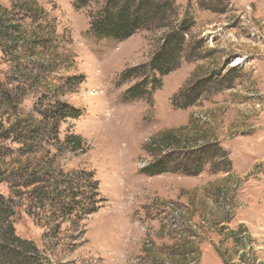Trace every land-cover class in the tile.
Masks as SVG:
<instances>
[{
    "label": "rangeland",
    "instance_id": "rangeland-1",
    "mask_svg": "<svg viewBox=\"0 0 264 264\" xmlns=\"http://www.w3.org/2000/svg\"><path fill=\"white\" fill-rule=\"evenodd\" d=\"M106 3L0 0L5 25L18 26L11 39L0 37V194L12 200L16 236L42 264H264V0H173L168 23L188 16L192 25L182 58L158 90L130 100L126 90L169 27L152 23L123 41L99 37L89 26ZM206 77L210 87L191 106L172 103ZM63 107L78 116L60 121L56 142L52 118ZM19 119L26 131L6 138ZM35 127L39 134L27 132ZM69 134L82 138L83 152L58 149ZM213 144L220 154L189 160ZM156 159H166L167 172L141 174ZM38 163L52 178L85 173L87 195L97 182L101 207L55 222L49 206L33 211L10 175Z\"/></svg>",
    "mask_w": 264,
    "mask_h": 264
},
{
    "label": "trees",
    "instance_id": "trees-1",
    "mask_svg": "<svg viewBox=\"0 0 264 264\" xmlns=\"http://www.w3.org/2000/svg\"><path fill=\"white\" fill-rule=\"evenodd\" d=\"M174 9L173 0H107L106 6L96 16L92 17L89 26L92 34L118 41L126 40L134 31L147 28L152 23L161 24L164 28L169 27L168 31L163 35L161 44L148 66L146 65L141 68L143 69L141 81L126 90V99L130 100L149 96L150 93L161 87V78L167 76L179 64L182 58L185 37L192 25L188 16L181 21H171L172 23H168L166 17L171 14L174 16ZM7 12L6 9H1L0 37L4 40L11 39V34L15 33V30L18 29L16 24L11 25L8 23L5 25L6 20L3 15L7 14ZM141 69H130L124 72L122 79L128 80L133 73ZM210 84V77L197 79L191 87L182 88L173 97L172 103L178 97L184 100V103L179 105L178 108L184 109L189 107L203 93L204 89L210 87ZM3 99L9 102L8 94L5 91L1 93V100ZM76 116L78 114L68 107H63L56 111L55 117L52 118L55 123L51 124L52 127L50 129L54 141L59 142L57 132L60 121L66 118H75ZM21 127H24L22 130L26 131L25 128L27 126L23 125V122L19 119L8 130L10 133L7 132L6 138H9L11 134H14ZM38 128L35 127V129L28 130L27 132L33 135L39 134ZM23 139L26 140L25 137ZM82 144V138L79 135L69 134L64 138L63 147H59L58 149L67 148V151L72 153L77 151L83 152ZM26 149V154L35 153L34 147H26ZM217 150L219 151L216 144L202 147L198 150L199 155L195 158L190 157L189 160L194 165H199L203 160V154L208 155L212 151L217 154ZM218 154H220V151ZM166 162V159H156L153 163L142 168L140 172L147 176L165 173L167 172ZM37 165L33 169H30V165H26L23 167L25 169L10 175V178H13L12 187L17 188L16 195H27L30 200L29 206L33 211L38 209L39 212L45 214L46 206H49L51 216L55 222L60 220L65 221V217L68 218L70 212L74 209L79 210L75 217L83 219L85 216L97 212L101 207L103 200H95L98 196L97 182H92L90 187L91 193L87 195V184L82 181L86 176L85 173L64 174L59 171L56 175L57 177L52 178L51 176L54 173H51L53 171H49L47 165L43 164L41 166L39 163ZM196 174L197 171L193 175L195 176ZM88 177L90 178L91 175H88ZM20 186L24 188V191H20ZM33 211L30 210L28 214L32 217L35 216L36 222L38 221L36 225L46 227L47 224L42 222L43 219H48L46 215L39 217ZM47 211L49 212V210ZM13 215L12 200L0 194V262L2 264H42L40 262L39 250L30 241L16 236L10 222V218ZM58 229L59 225L53 228L52 238L57 237ZM48 232L46 234H49ZM232 234L238 238L243 232L238 228L232 231Z\"/></svg>",
    "mask_w": 264,
    "mask_h": 264
}]
</instances>
